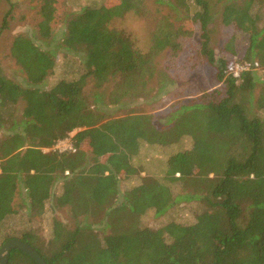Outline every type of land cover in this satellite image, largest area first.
Returning a JSON list of instances; mask_svg holds the SVG:
<instances>
[{
	"label": "trees",
	"instance_id": "obj_1",
	"mask_svg": "<svg viewBox=\"0 0 264 264\" xmlns=\"http://www.w3.org/2000/svg\"><path fill=\"white\" fill-rule=\"evenodd\" d=\"M116 2L65 11L56 40L57 1L42 0L34 36H14L10 53L25 85L0 66V235L18 214L21 189L32 215H43L50 202L51 213L66 210L68 220L55 216L49 239L25 229L3 242L27 243L47 264H264V0H155L186 17L195 8L190 21L199 33L198 55L215 70L207 91L155 116L109 111L148 97L156 58L180 53L193 28L163 17L144 53L111 23L142 15L146 0ZM215 13L247 36V70L237 78L238 62L218 59L211 46ZM11 15L12 7L0 33ZM59 53L79 59L82 71L48 89ZM75 130V152L53 150ZM186 138L191 147L168 159L163 178L120 190L121 176L139 172L132 160L142 144L167 147ZM178 184L187 191L176 193ZM191 201L206 205L193 224L140 225L151 210L161 217ZM7 263L38 264L16 249Z\"/></svg>",
	"mask_w": 264,
	"mask_h": 264
},
{
	"label": "rangeland",
	"instance_id": "obj_2",
	"mask_svg": "<svg viewBox=\"0 0 264 264\" xmlns=\"http://www.w3.org/2000/svg\"><path fill=\"white\" fill-rule=\"evenodd\" d=\"M2 0L0 8V28L3 26V20L6 12L12 7V15L9 27L0 33V66L4 73L18 82L25 85V75L20 66L12 58L10 47L14 36L18 33H26L34 36L36 24L40 21L39 10L42 0ZM57 16L53 24L55 38L59 40L62 36L63 27H61L62 16L67 10H79L83 6L100 7L117 3L116 0H56ZM12 3V4H11ZM195 12L191 7L190 17ZM168 4L159 5L155 0H146V11L142 15L129 13L121 18L113 20L112 27L124 32L130 41L139 47L144 53L151 48V36L163 17H169L177 26L184 29H192L189 16H182ZM182 17L181 19L179 18ZM219 13L213 16L211 25V46L213 47L218 59H227L237 61L243 64L244 55L247 50V36L243 33L235 32L233 28L224 26L221 23ZM191 38L184 37L182 40V51L173 54L166 50L156 58V74L150 83V95L148 97H139L124 100L122 107L112 106L110 113L114 116H127L129 114H149L159 115L168 111L179 100L191 99L201 95L214 84L215 70L206 66L198 55L199 33L197 27L193 29ZM56 68L49 77L48 89H52L62 80H73L81 73L82 63L80 60L68 56L64 57L62 53L57 55ZM231 66L229 67L231 69ZM93 86L89 82L86 90L90 91ZM23 108L20 105L19 111ZM76 130L70 134L69 143L72 144V137ZM192 145L190 138H186L179 144L162 147L155 145L142 144L139 153L133 158L132 163L138 169V173L128 178L121 176L120 190L125 192L132 187L138 186L146 178H163L165 176L168 159L175 153L189 149ZM48 151V149H44ZM175 187V188H174ZM174 191L182 193L185 186L178 184L173 186ZM59 187L56 193L59 194ZM24 191L21 189L14 200V206L18 214L14 218L6 221L2 226V235H0V248L4 244L3 238L6 235H18V232L25 229L34 230L43 239H49L52 222L55 216L63 221L68 220L66 210H58L57 213H51L50 202L46 204V210L43 215L31 214L25 207ZM206 209V205L199 201L181 202L165 215L157 217L153 210L149 211L140 218L142 227L158 229L170 222L190 225L195 223L196 217Z\"/></svg>",
	"mask_w": 264,
	"mask_h": 264
},
{
	"label": "water",
	"instance_id": "obj_3",
	"mask_svg": "<svg viewBox=\"0 0 264 264\" xmlns=\"http://www.w3.org/2000/svg\"><path fill=\"white\" fill-rule=\"evenodd\" d=\"M15 249L29 255L38 264H47L35 248L17 239H9L1 246L0 264H8L10 253Z\"/></svg>",
	"mask_w": 264,
	"mask_h": 264
},
{
	"label": "built area",
	"instance_id": "obj_4",
	"mask_svg": "<svg viewBox=\"0 0 264 264\" xmlns=\"http://www.w3.org/2000/svg\"><path fill=\"white\" fill-rule=\"evenodd\" d=\"M244 70H247L246 66L244 65H240V64H236L235 66V69H234V76L237 78L239 77L240 73ZM53 150H57L58 152L60 153H63V152H75V149L73 147L72 144L69 143V140L68 139H65V140H62V141H59L55 147L53 148ZM49 151V150H48Z\"/></svg>",
	"mask_w": 264,
	"mask_h": 264
}]
</instances>
